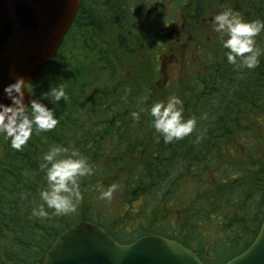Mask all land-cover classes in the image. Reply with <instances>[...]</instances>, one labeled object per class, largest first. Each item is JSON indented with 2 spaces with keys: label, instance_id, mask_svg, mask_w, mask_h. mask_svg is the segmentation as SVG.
<instances>
[{
  "label": "trees",
  "instance_id": "obj_1",
  "mask_svg": "<svg viewBox=\"0 0 264 264\" xmlns=\"http://www.w3.org/2000/svg\"><path fill=\"white\" fill-rule=\"evenodd\" d=\"M226 8L264 20V0H80L56 56L30 85L36 96L50 82L65 86L58 125L22 151L0 136V264H42L58 234L83 220L120 243L151 233L174 239L205 264L249 246L264 219V55L255 69L227 62L212 30ZM256 40L264 51V32ZM172 93L197 123L165 144L147 109ZM53 144L77 147L95 174L81 181L76 213L37 219L40 157ZM113 183L114 198L98 199Z\"/></svg>",
  "mask_w": 264,
  "mask_h": 264
},
{
  "label": "water",
  "instance_id": "obj_2",
  "mask_svg": "<svg viewBox=\"0 0 264 264\" xmlns=\"http://www.w3.org/2000/svg\"><path fill=\"white\" fill-rule=\"evenodd\" d=\"M80 0H0V102L17 77L37 82L56 56ZM30 101L25 95V103ZM42 264H205L188 247L158 234L130 243L114 240L90 221H78L58 234ZM223 264H264V219L249 246Z\"/></svg>",
  "mask_w": 264,
  "mask_h": 264
},
{
  "label": "clouds",
  "instance_id": "obj_3",
  "mask_svg": "<svg viewBox=\"0 0 264 264\" xmlns=\"http://www.w3.org/2000/svg\"><path fill=\"white\" fill-rule=\"evenodd\" d=\"M212 30L218 35L222 48L227 50L225 56L229 64L239 69H255L260 65L264 51L257 45L256 38L264 32V20H247L239 12L226 8L212 17ZM3 91L10 103L0 102V136L10 141L13 149L22 151L34 133L50 132L58 125L54 106L67 100L62 83L54 85L50 82L48 90L36 96L21 76L7 84ZM26 93L30 97L27 104ZM183 105V100L172 93L164 100L153 102L147 109L150 126L165 144L184 139L196 128V118H185ZM131 116L136 120L140 113L133 111ZM39 168L44 173L46 187L39 190L42 203L34 207L30 215L48 219V210L57 217L76 213L83 199L81 181L95 174L88 158L74 145L53 144L42 153ZM118 187L113 183L100 188L98 199L110 202Z\"/></svg>",
  "mask_w": 264,
  "mask_h": 264
},
{
  "label": "rangeland",
  "instance_id": "obj_4",
  "mask_svg": "<svg viewBox=\"0 0 264 264\" xmlns=\"http://www.w3.org/2000/svg\"><path fill=\"white\" fill-rule=\"evenodd\" d=\"M177 65H179V64L177 63ZM178 75H179V72H178L177 67L175 66V67L171 68V69L168 71L169 82H172V83H173V81H175V80L178 78ZM164 76H165V75H164ZM167 79H168V77H167ZM137 204H138V203H137ZM198 229H199V230H202V229H203L202 226H201V224H199Z\"/></svg>",
  "mask_w": 264,
  "mask_h": 264
}]
</instances>
